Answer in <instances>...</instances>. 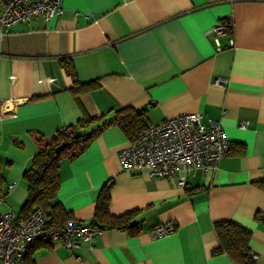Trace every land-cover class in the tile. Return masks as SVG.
I'll return each instance as SVG.
<instances>
[{
    "label": "crops",
    "instance_id": "1",
    "mask_svg": "<svg viewBox=\"0 0 264 264\" xmlns=\"http://www.w3.org/2000/svg\"><path fill=\"white\" fill-rule=\"evenodd\" d=\"M229 17L234 46L223 36L217 51L209 30ZM65 59L80 83L95 88L75 98ZM120 108L145 110L147 124L200 114L220 125L230 151L178 187L123 172L117 153L131 140L117 125L106 127L76 159L60 163L56 202L69 221L90 225L108 184L110 214L138 211L139 230H102L74 250L37 241L48 247L35 249L33 263L234 264L211 254L214 224L230 221L251 233L253 260L264 264V222L255 219L264 216V0H64L59 21L0 25V213L20 215L23 174L39 138L86 115L107 122ZM165 224L176 231L152 239Z\"/></svg>",
    "mask_w": 264,
    "mask_h": 264
},
{
    "label": "built area",
    "instance_id": "2",
    "mask_svg": "<svg viewBox=\"0 0 264 264\" xmlns=\"http://www.w3.org/2000/svg\"><path fill=\"white\" fill-rule=\"evenodd\" d=\"M64 0H7L0 11V25L6 28L34 19L43 22L59 21ZM229 17L211 30L217 51L224 48L223 36L234 46L232 35L227 34ZM218 82H216L217 84ZM242 123L241 127H245ZM230 143L218 123L204 122L197 113L182 114L148 124L130 145L118 151L123 172L146 174L149 178H167L178 187H184L186 176L197 169L212 170L218 160L228 154ZM14 184L7 185V190ZM5 192L0 186V206ZM47 212L37 207L26 217L13 211L0 213V264H25L29 245L37 241L60 243L68 250L78 249L81 242H92L100 230L72 219L61 228L47 226ZM176 231L175 224L158 225L150 233L152 239H161ZM253 259L256 256H252Z\"/></svg>",
    "mask_w": 264,
    "mask_h": 264
},
{
    "label": "trees",
    "instance_id": "3",
    "mask_svg": "<svg viewBox=\"0 0 264 264\" xmlns=\"http://www.w3.org/2000/svg\"><path fill=\"white\" fill-rule=\"evenodd\" d=\"M227 34L233 33V27L227 25ZM61 68L71 79V92L76 98L79 94L95 88L94 83L82 84L79 82L71 60H62ZM104 117L92 118L84 116L74 127H65L57 130L47 139H38V152L33 157L30 167L24 172L23 180L27 185V199L20 210L19 217H26L34 208H41L49 216L48 227H64L68 221V214L56 202L59 191L60 163L64 160H74L81 155L97 135L106 127L117 125L131 142L147 127L145 110L120 108L115 112L113 119L102 122ZM99 124V125H98ZM97 125V126H96ZM83 131L82 133H80ZM110 186L104 185L96 199L91 228L96 230H120L135 234L139 230L133 222L138 211L129 212L120 216L111 215ZM256 220L264 222V216L259 214ZM218 241L217 248L212 255L226 254L234 264H255L249 249L251 233L230 221L217 222L213 226ZM48 247L43 242H34L29 245L24 259L25 264H34L32 254L39 246Z\"/></svg>",
    "mask_w": 264,
    "mask_h": 264
}]
</instances>
